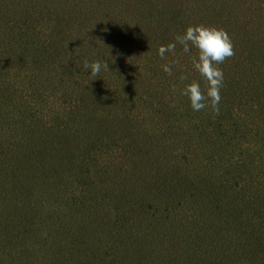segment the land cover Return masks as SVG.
Listing matches in <instances>:
<instances>
[{"label": "trees", "instance_id": "trees-1", "mask_svg": "<svg viewBox=\"0 0 264 264\" xmlns=\"http://www.w3.org/2000/svg\"><path fill=\"white\" fill-rule=\"evenodd\" d=\"M242 4L0 0V264H264V2ZM196 24L234 45L219 115L180 94L204 88L189 53L158 55Z\"/></svg>", "mask_w": 264, "mask_h": 264}, {"label": "clouds", "instance_id": "clouds-1", "mask_svg": "<svg viewBox=\"0 0 264 264\" xmlns=\"http://www.w3.org/2000/svg\"><path fill=\"white\" fill-rule=\"evenodd\" d=\"M177 45H180L184 53L190 54V63L196 73L204 82L189 80L188 76L181 75L179 80L183 83L180 94L188 98L193 111L211 109L219 115V104L221 100L220 90L224 83V73L219 65L235 55L234 45L228 32L217 26L196 24L189 25L183 33L174 37V42L161 45L158 55L166 59V53L175 54ZM195 49V54L192 53ZM177 61L161 65L162 70L169 76L173 75V67ZM84 70L89 71L94 78L100 76L101 70L109 71L105 61L84 59L82 61ZM173 92L176 86L173 85Z\"/></svg>", "mask_w": 264, "mask_h": 264}, {"label": "rangeland", "instance_id": "rangeland-1", "mask_svg": "<svg viewBox=\"0 0 264 264\" xmlns=\"http://www.w3.org/2000/svg\"><path fill=\"white\" fill-rule=\"evenodd\" d=\"M257 1L258 2H264V0H257ZM257 1H254V0H243V4L239 5V6H241V7H239V9H241V12L243 13L242 17L244 18L245 22L247 20H250L251 18L252 19H254V18L255 19H259L260 16L261 17L263 16L261 11L259 12L258 9L256 8ZM251 52H252V49H251ZM246 56H247V54H244L243 58L241 60H244V58H246Z\"/></svg>", "mask_w": 264, "mask_h": 264}]
</instances>
